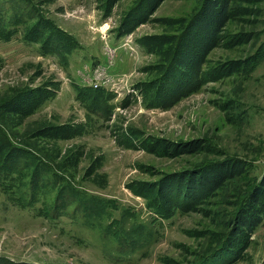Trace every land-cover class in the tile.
I'll return each mask as SVG.
<instances>
[{"label":"rangeland","instance_id":"obj_1","mask_svg":"<svg viewBox=\"0 0 264 264\" xmlns=\"http://www.w3.org/2000/svg\"><path fill=\"white\" fill-rule=\"evenodd\" d=\"M260 191L264 0H0V264H264Z\"/></svg>","mask_w":264,"mask_h":264},{"label":"trees","instance_id":"obj_2","mask_svg":"<svg viewBox=\"0 0 264 264\" xmlns=\"http://www.w3.org/2000/svg\"><path fill=\"white\" fill-rule=\"evenodd\" d=\"M220 169H212L211 170V176L213 175H216V176H219L218 177V179H216L217 180V183L218 182H220V179L221 178H223V174H221L220 175ZM215 182V181H214ZM254 193V192H253ZM253 193L251 194V196L250 197H252L251 198V200H253L254 201V203H258V204H262L263 206H264V192L263 191H260L259 193L257 192L256 194H255V196H253ZM253 207V206H252ZM256 222V221H255ZM254 222V223H255ZM252 225V224H251ZM250 225V226H251ZM249 228H251V227H249Z\"/></svg>","mask_w":264,"mask_h":264}]
</instances>
